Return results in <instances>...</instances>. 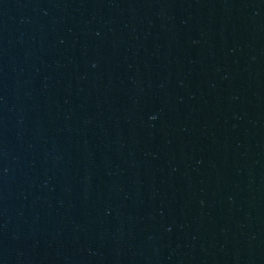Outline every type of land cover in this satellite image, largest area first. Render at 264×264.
<instances>
[{
  "label": "water",
  "instance_id": "95a60500",
  "mask_svg": "<svg viewBox=\"0 0 264 264\" xmlns=\"http://www.w3.org/2000/svg\"><path fill=\"white\" fill-rule=\"evenodd\" d=\"M0 264H264V0H0Z\"/></svg>",
  "mask_w": 264,
  "mask_h": 264
}]
</instances>
